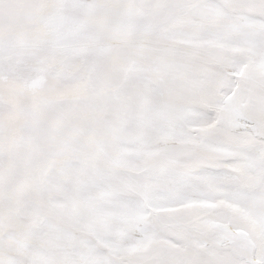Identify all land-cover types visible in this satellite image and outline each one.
<instances>
[{"label": "snow or ice", "instance_id": "1", "mask_svg": "<svg viewBox=\"0 0 264 264\" xmlns=\"http://www.w3.org/2000/svg\"><path fill=\"white\" fill-rule=\"evenodd\" d=\"M0 264H264V0H0Z\"/></svg>", "mask_w": 264, "mask_h": 264}]
</instances>
